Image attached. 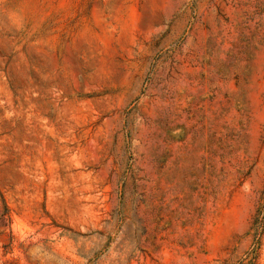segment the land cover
Returning <instances> with one entry per match:
<instances>
[{
    "label": "rangeland",
    "instance_id": "obj_1",
    "mask_svg": "<svg viewBox=\"0 0 264 264\" xmlns=\"http://www.w3.org/2000/svg\"><path fill=\"white\" fill-rule=\"evenodd\" d=\"M264 0H0V264H264Z\"/></svg>",
    "mask_w": 264,
    "mask_h": 264
},
{
    "label": "trees",
    "instance_id": "obj_2",
    "mask_svg": "<svg viewBox=\"0 0 264 264\" xmlns=\"http://www.w3.org/2000/svg\"><path fill=\"white\" fill-rule=\"evenodd\" d=\"M262 200L259 202L256 210H255V215L253 218V222L251 225V228L253 229V245L251 247L250 253L251 257L253 259H256L257 257V249L259 247V242H260V225L261 223H264V188H263V196L261 198Z\"/></svg>",
    "mask_w": 264,
    "mask_h": 264
}]
</instances>
